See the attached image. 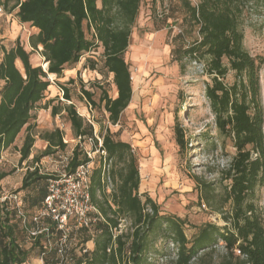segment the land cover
I'll use <instances>...</instances> for the list:
<instances>
[{"label":"trees","instance_id":"obj_1","mask_svg":"<svg viewBox=\"0 0 264 264\" xmlns=\"http://www.w3.org/2000/svg\"><path fill=\"white\" fill-rule=\"evenodd\" d=\"M141 2L0 0L8 13L16 10L21 22L38 29L30 37V43L34 49L42 47L39 52L48 64L46 70L42 65H34L31 52L20 42L10 48L0 43V54H3L0 61V161L3 151L15 143L24 127L26 134L19 149L20 162L30 157L36 141L30 123L32 111L52 85L49 75L61 77L67 67L79 63L82 56L98 44L103 47V69L106 74L113 75L117 91L112 97L102 87L100 102H104L111 123L120 121L134 93L131 66L125 52L131 43ZM183 5L187 10L186 19L198 28L200 37L181 50L192 60H203L208 73L213 75L214 84L208 86L207 94L217 113L219 128L229 132L236 148L223 176V180L229 181L225 195L217 198L210 183L203 181L201 184L207 201L217 202L215 209L223 213L226 225L205 223L189 237L184 218L161 213L159 204L148 194L143 199L138 158L132 144L118 137L109 126L100 125L102 145L98 147L94 123L87 121L76 106L69 103L64 110L80 141L69 157L67 173L90 163L91 157L81 145L86 138H91L94 146L106 153V163L94 167L90 176L91 202L95 207L91 216L95 222L77 228L74 220L69 222L76 229L71 230L68 240L77 234L82 244L79 252L76 251L78 244L68 250L70 264H155L151 256L158 253L156 243L159 239L175 245L174 264H192L206 249L204 255L211 254L219 240L224 241L226 247V256L220 264H264V216L256 202L257 190L264 183V109L259 73L262 60L253 57L244 45L240 0H201L197 5L186 0ZM88 30L92 31L91 38ZM225 58L230 69L235 71L236 79L230 86L221 80L229 70ZM62 90L65 99L72 100L70 89L64 85ZM83 93L91 105H97L93 92L84 89ZM60 112L59 105L52 106L53 115ZM176 133L181 147L185 146L187 151L180 126L176 127ZM40 138L48 145L41 155L32 157L34 164L41 156L65 149L68 144L60 128L46 130ZM11 173L12 170L6 171L0 164V182ZM48 178L37 168L28 170L17 189L24 193L21 194L30 219L48 195ZM107 179L113 182L110 192ZM126 217L131 220V231L116 233ZM49 224L52 240L56 241L62 231L50 219ZM29 225L34 226L32 220ZM20 231L29 234L16 209L0 210V264H25L31 255H37L34 257L38 259L45 251L44 234L31 238L34 242L27 248L20 240ZM88 241H94V248L84 251ZM236 249L240 255H236ZM44 263L59 264L55 247L46 252Z\"/></svg>","mask_w":264,"mask_h":264},{"label":"rangeland","instance_id":"obj_2","mask_svg":"<svg viewBox=\"0 0 264 264\" xmlns=\"http://www.w3.org/2000/svg\"><path fill=\"white\" fill-rule=\"evenodd\" d=\"M186 0H142L140 13L132 29L131 43L125 52L130 63L134 93L129 106L123 111L120 121L113 124L108 119L104 102H100L103 88L109 95H117L113 75L103 69V47L96 45L86 52L79 63L67 67L61 77L49 75L52 82L46 97L32 111L31 125L36 141L30 157L20 162V147L26 134V127L19 133L15 143L5 149L1 156V167L12 173L1 186L6 189H19L28 170L37 168L41 175L48 177L66 173L69 157L79 138L75 137L64 106L73 103L78 112L89 122L94 123L98 138L100 125L109 126L118 137L130 142L138 158L141 175L140 194L143 199L148 194L158 204L160 212L185 219V230L192 237L199 226L214 223L224 227L223 213L215 209L217 202L207 201L202 192V182L214 188L217 198L225 195L229 181L223 180L226 168L236 152L233 138L219 128L217 113L208 97L207 88L214 84L213 75L207 71L206 63L184 56L183 47L200 37L198 28L186 19ZM197 5L201 0H188ZM242 13L241 26L244 31V45L257 60H262L260 69L261 100L264 109V0H240ZM100 4V2H99ZM2 5V4H1ZM3 6V5H2ZM5 9V8H4ZM0 16V43L7 48L17 42L31 52L34 65L45 67L41 46L34 49L30 37L38 29L30 23L21 22L16 10ZM180 34V36H178ZM88 37L92 31L88 30ZM3 54H0V61ZM222 82L230 86L234 83L235 71L230 69ZM19 66L22 65L18 62ZM93 65L95 69H93ZM70 89L72 100L64 97L62 86ZM93 92L97 105H91L83 90ZM50 100V102H49ZM49 103V104H48ZM59 105L61 112L52 114V106ZM48 106V107H47ZM180 126L187 146L181 147L176 127ZM264 127V126H263ZM60 128L63 131L65 149H58L49 155L41 156L35 164L34 155H41L48 143L40 138L46 130ZM91 157L90 165L104 164V151L94 146L91 138L81 142ZM101 145L99 140L98 147ZM108 180V192L113 182ZM47 182V179H43ZM256 202L264 216V183L257 190ZM72 224V225H71ZM69 225V233L78 226ZM132 229L130 218H123L116 233H128ZM22 231V230H21ZM20 231V240L30 248L33 240L29 234ZM94 242V241H93ZM78 244V245H77ZM80 251L82 244L74 234L69 241V249ZM91 241L84 248L93 249ZM158 253L151 256L155 264H174L176 247L170 242L156 243ZM201 251L192 264H220L226 256L225 243L219 240L211 254ZM236 255H240L238 249ZM33 254L25 264H42ZM40 257H38L39 259ZM68 262L67 264H70Z\"/></svg>","mask_w":264,"mask_h":264},{"label":"built area","instance_id":"obj_3","mask_svg":"<svg viewBox=\"0 0 264 264\" xmlns=\"http://www.w3.org/2000/svg\"><path fill=\"white\" fill-rule=\"evenodd\" d=\"M5 9L0 4V16L4 15ZM101 145H102V139ZM100 145V146H101ZM105 153V152H104ZM92 168L90 163L79 165L73 173H63L60 176L48 178V195L44 201L31 214L24 207L23 195L16 189H6L0 185V210L16 209L20 218L32 239L40 234L45 235L44 249L40 259L44 263L47 251L54 247L57 250L59 264H67L69 261V222L75 221L76 226H90L95 222L91 212L95 210L91 202L90 176ZM49 219L62 231L56 241L52 240L53 232ZM32 220L34 226H30ZM88 249H84L86 251ZM240 252V251H239Z\"/></svg>","mask_w":264,"mask_h":264},{"label":"crops","instance_id":"obj_4","mask_svg":"<svg viewBox=\"0 0 264 264\" xmlns=\"http://www.w3.org/2000/svg\"><path fill=\"white\" fill-rule=\"evenodd\" d=\"M2 184H4V180H2L1 182H0V185H2ZM22 194H24L23 192H21ZM92 242V244H93V246H94V242L93 241H91ZM91 248H93V247H91ZM37 261H39L40 260V258L39 259H36Z\"/></svg>","mask_w":264,"mask_h":264},{"label":"bare ground","instance_id":"obj_5","mask_svg":"<svg viewBox=\"0 0 264 264\" xmlns=\"http://www.w3.org/2000/svg\"><path fill=\"white\" fill-rule=\"evenodd\" d=\"M45 67L47 68V63H45ZM51 75H54V74H51Z\"/></svg>","mask_w":264,"mask_h":264},{"label":"water","instance_id":"obj_6","mask_svg":"<svg viewBox=\"0 0 264 264\" xmlns=\"http://www.w3.org/2000/svg\"><path fill=\"white\" fill-rule=\"evenodd\" d=\"M47 66H48V64H47ZM44 68V70H46L47 68L46 67H43Z\"/></svg>","mask_w":264,"mask_h":264}]
</instances>
